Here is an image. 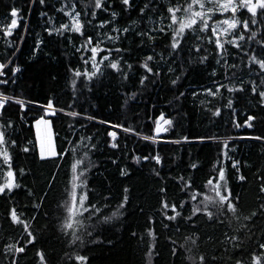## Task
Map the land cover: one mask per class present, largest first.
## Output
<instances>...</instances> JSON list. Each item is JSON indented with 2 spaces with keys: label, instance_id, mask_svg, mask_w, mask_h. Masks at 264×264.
Listing matches in <instances>:
<instances>
[{
  "label": "trees",
  "instance_id": "obj_1",
  "mask_svg": "<svg viewBox=\"0 0 264 264\" xmlns=\"http://www.w3.org/2000/svg\"><path fill=\"white\" fill-rule=\"evenodd\" d=\"M146 2L147 0H130L131 7L125 10L121 0H105L108 10L97 9L98 16L95 19L88 11L85 27L82 29L85 37H81L73 31L65 30H61L62 34L56 31L49 34L46 29H59L61 23L71 26L70 17L75 15V11H86L82 0H44L43 4L40 0H0V63L6 65L4 69H0L4 72L0 80L8 81L0 84V93L24 102L23 110L19 104L7 102L0 119V123L11 120L14 124L10 129L9 140L16 141V146L11 147L10 152L15 182L19 185L11 192L0 194V264H11L12 255L18 258L19 264H39L37 250L43 251L51 264H76L74 260H69V256L75 252L88 257L86 264H146L147 245L150 242L159 252V258L152 257L153 264H199L198 257L202 253L207 258L206 264H235L237 259L244 264H253V252L260 255L264 251L255 243L259 238L264 216L256 219L257 227L252 232L235 233L240 223H244L243 216L258 207L257 198L264 200V194L259 192L260 181L255 179L257 169H264V142L250 138L264 135V106L257 105L258 96L251 93V85L247 86L246 92L230 93L227 88H222L215 97L204 92L205 88L215 90L216 83L231 87L241 77L249 79L248 67L253 69L251 79L259 84L260 78L255 75L256 66L248 64L246 56L243 60L229 56V64L248 65L242 70H235L233 77L232 69L226 73L223 64L217 65L215 45L213 43L209 46L207 41H204V46L208 48L209 59L200 64L199 58L205 53H197L194 48L195 44L200 43L195 39L199 30L197 33H187L189 39L175 57L163 52L164 46L168 44L163 34L157 35L154 42H149L145 37L142 44L136 32L152 27L154 23L159 24L161 13L167 15L168 0H157L155 9L150 8L146 10L147 14L142 15L139 10ZM172 2L175 3L176 0ZM180 2L183 3L184 0ZM73 4L77 6L75 10L72 8ZM13 7L20 10L16 17L18 24L11 30V35L5 37L4 30L11 23L10 12ZM112 12L117 13L115 21H112ZM225 15L231 17L232 13ZM236 15L243 20L251 14L242 9ZM149 16L152 17L151 20ZM216 18L224 17L217 13ZM81 19L84 20L83 15ZM101 20L112 23L100 29L98 25ZM132 21L136 23L132 24ZM169 22L164 21L165 24ZM112 27H130V31L124 33L122 39L114 42L104 40L102 44L103 49H123L119 54L113 51L112 58H119L125 63L120 66L119 73L102 63L103 72L90 82H85L82 77L75 78L77 95L74 97L73 86L70 84L73 77L69 69L80 68L82 71L87 67L93 70L91 63H83L76 48L87 35L95 37L102 32L119 35L111 32ZM257 30L259 39L260 34L264 33V26H251L250 31ZM208 34H211L210 31ZM38 39L41 43L37 47ZM101 39H104L103 36ZM226 47L230 52H236L231 45ZM244 47L258 53L260 46L254 41H245ZM153 52L163 53L166 57L162 60L160 55H156L151 62L154 70L159 65L162 74L159 77L150 75L146 84L141 86L140 76L145 74V70L140 67L141 61ZM101 54L109 55L107 51L98 53V56ZM251 54L253 52H249ZM84 56L90 57L91 52L85 51ZM190 58L193 63H189ZM128 64L132 65L131 69L127 67ZM169 64L175 68V74L168 72ZM12 67H18L19 71L13 74ZM181 68L184 69L181 79L176 85H172L170 80L180 74ZM213 69H216L215 76L212 75ZM123 73H127V79ZM225 75L229 78L225 79ZM132 92L137 95L125 104L126 94ZM180 93L184 95L181 96ZM229 98L233 100L231 108L226 107ZM49 99L53 100L55 108L64 109V112L55 117H46L52 122L54 144L63 143L64 147L71 148L64 138L69 133L68 125L77 122L79 126L76 134L72 135L74 141H79L81 136L93 137L91 141H81V144L88 145V149L79 147L77 157L84 158L85 166L90 163L86 174V190L93 203L102 205L101 214H97L101 222L95 216L89 220L85 214L79 226L73 224L72 229L64 227L69 215L65 204L71 205L68 193L72 191L73 156L68 152L65 153L67 159L41 161L34 129L35 120L45 115L43 105H47ZM217 108L220 113L213 115ZM68 111H77L80 115L70 117L65 114ZM161 112L172 124L164 125L161 121L162 127L167 130L156 133L155 119ZM248 115L256 117L252 128L244 125ZM86 116H94L96 119L88 120ZM102 120L122 124L134 131L125 132L121 127L100 123ZM236 124L240 127H236ZM109 131L115 132V137H109ZM145 136L151 139H144ZM183 137L188 139L184 140ZM198 137H218L219 140H200ZM224 140L228 142L226 149L222 143ZM111 143H116L117 147L112 148ZM92 145L95 147L92 148ZM26 146L31 149L28 153L22 151ZM224 151L228 152L231 159L223 155ZM156 155L160 157L159 164L153 159H143ZM133 156L137 160L134 161ZM232 159L241 162V172L247 178L245 182L236 179ZM113 160L116 161L115 164ZM57 163L60 164L59 168L55 167ZM191 164H196L197 167L192 168ZM214 164L217 165L215 169ZM219 166L225 167L231 188L240 193L237 212L239 223L230 213L221 217L223 224L209 222L203 213H198L193 218L195 224L185 222L184 217L191 214L197 201L189 199L190 191L181 190V179L204 191V183L210 176L218 178ZM3 167L0 160V168ZM21 168L24 169L23 175L20 174ZM121 169L125 170L126 175H120ZM52 172L56 176L54 184L49 186L46 181L53 179L50 175ZM0 182H3L2 171ZM76 183L79 184V181ZM49 187L43 207L35 209L33 205L42 194L41 190ZM124 187L129 189V202L124 216L103 223V216L110 215L124 195ZM161 188L165 189L163 193ZM28 189H32L35 195L30 196ZM82 190L80 187L76 189L77 192ZM106 196L110 198L107 207H103V198ZM202 199L203 197H198V200ZM162 201L176 204L181 216L174 221L164 219L161 213ZM181 201H186L182 209L179 207ZM13 208L17 210L20 219L29 224L37 239L33 245L27 246L24 253L6 254L4 244H23L26 236L23 224L14 225L11 222L9 212ZM168 214H172L170 209ZM33 215L36 216L34 222ZM149 217H152L151 221ZM164 224L169 227L166 229ZM148 228L155 233L154 240L147 235ZM83 229L92 232L91 239L95 243H86L84 247L69 244L73 230L83 239H88ZM225 231L239 235V249L233 250L231 244L221 243ZM132 232L137 234L135 238L131 236ZM193 234L195 244L191 243ZM185 237L190 239L185 240ZM173 240L175 245L171 242ZM181 245L184 247H180ZM173 246L178 249L175 256L172 255ZM213 256L216 257L215 260L212 259ZM261 264H264V256H261Z\"/></svg>",
  "mask_w": 264,
  "mask_h": 264
},
{
  "label": "snow or ice",
  "instance_id": "obj_2",
  "mask_svg": "<svg viewBox=\"0 0 264 264\" xmlns=\"http://www.w3.org/2000/svg\"><path fill=\"white\" fill-rule=\"evenodd\" d=\"M40 2L43 4L44 0H40ZM156 2L157 0H147L144 6L140 8V13L142 15L147 14L146 10L150 8L155 9ZM82 4L86 11H84L83 13L81 11H75V15L70 17L72 21L71 26L61 23L59 29H46V31H49V34H51L52 31H56L61 34V30L73 31L79 34L81 37H85V33L82 29L85 27L84 21L87 20L88 11L91 12L92 18L95 19L98 16L97 9H103L104 11H107L108 9L105 6V0H82ZM121 4L125 7V10L131 7L130 0H121ZM76 7V4H73V10H75ZM197 8L199 10H197ZM242 9H246L247 13L251 14L250 17H247L243 20L239 19L236 14ZM19 11L20 10L15 7L11 9L10 15L12 17V20L11 23L8 24L6 29L4 30L5 37L10 36L11 30L17 27L18 21L16 17ZM166 12L167 15H164L163 13L160 14L161 22L159 24L154 23L152 27L146 28L143 31L136 32V35L141 38L142 44L144 42L145 37L149 42H154L157 35L163 34L164 38L168 40V44L164 46L163 52H166L168 56L175 57L184 48V42L189 39L187 33H197V30H199V34L195 36V39L197 41H200V43L195 44L194 48L197 53H199L200 51H203L205 53L199 58L200 64H204L209 59L208 48L204 46V41H207V44L209 46L214 43L216 63L217 65L223 64L225 66L226 73L229 69H232L233 77H235V70H242L243 68L248 67V65L244 63L229 64V56L240 57L241 60H243V57L246 56L248 64L256 66L257 71L255 72V75L259 76L260 78L259 84H257L253 79H251L253 69L251 67H248L249 79L245 80L241 77L238 79V83H235L231 87L226 84L216 83L215 90H213L212 88H205L204 92L209 96L215 97L218 93L221 92L222 88H227L230 93L236 91L246 92L248 91L247 86L251 85V93L255 96H258L257 105L264 106V33H261L260 38L257 39L258 30L250 31L252 25L260 24L261 26H264V0H184L183 3H181L180 0H176L175 3H173L172 0H168ZM228 12L232 13L231 17H227L225 15ZM181 13H183V15H181ZM217 13H219L224 18L217 19ZM65 15H67V13H65ZM82 15L84 17V20L81 19ZM111 16L112 21H115L117 13L112 12ZM151 19L152 17L149 16V20ZM165 20H169L170 22L165 24ZM112 21L101 20L100 24L98 25V28L103 29L105 25L111 24ZM87 23L90 24L92 23V21H87ZM131 23L135 24L136 22L132 21ZM129 31L130 27H112L111 32L119 33V35H108L107 32H102L100 35H97L95 37H93L92 35L86 36L83 43L76 48V51L80 53L82 61L85 65L91 63L93 70H89L87 67H85L82 71L80 68L69 69L73 77L70 81V84L73 86L74 97L77 95L75 91L77 81L75 78L82 77L85 82L92 81L93 78L97 77L103 72V68L101 67L102 63L105 65V67L111 68L113 71H116L118 73L120 72V66L125 63V61L119 58H112V53L114 51L115 53L119 54L121 51H123V49H103L102 44L104 40L114 42L118 39H122L123 34L128 33ZM209 31L211 33L210 35L208 34ZM249 32L250 35L248 34ZM101 36H103V40L101 39ZM245 41H254L257 45L260 46L259 52L257 53L256 50L245 48ZM40 43L41 41L38 39L36 41L37 47L40 45ZM226 45H231L232 48L236 49V52H230ZM152 46L153 48H155L154 43ZM85 51H90L91 56H84ZM104 51H107L109 55L101 54L98 56V53H102ZM189 51L191 55V49ZM33 52H35V49H33ZM249 52H253V54L249 55ZM13 55L15 54L13 53ZM156 55H160L162 60L166 59L163 53L157 54L153 52V54L147 55L141 61L140 67L145 70V74L140 76L139 83L141 86H144L146 84V82L149 80L150 75L159 77L162 74L159 65H157L155 70L151 66V62L155 59ZM174 62L175 61L173 60V63ZM193 62L194 61L190 58L189 63ZM5 67L6 65L4 63H0V69H4ZM127 67L131 69L132 65L128 64ZM11 71L13 74H15L19 71V68L12 67ZM183 71L184 69L181 68L180 74L176 75L175 79L170 80V83L172 85H176L177 81L181 79ZM168 72L175 74V68H173L171 64L168 65ZM3 75L4 72L0 71V76ZM212 75H216V69H213ZM123 76L125 79H127V73H123ZM228 78L229 77L225 75V79ZM7 82L8 81L6 80H0V84H6ZM85 87H87V83H85ZM136 95V92L126 94L125 104H127V101L129 99L134 98ZM180 95L182 96L184 95V93H180ZM193 95L196 94L193 93ZM178 98L179 97H177V99ZM9 101L19 104L21 110H23L24 108V102L22 100L14 96H5L3 93H0V119H2L3 110L5 108L6 103ZM232 105L233 100L232 98H229L226 107L231 108ZM43 107L45 110V115L35 120V125L37 126L39 157L41 161L67 159L65 153L68 152H71L73 156V161L71 163V169L73 172L72 191L68 193L71 199V205L69 206L68 204H65V208L69 215L65 221L64 227L72 229L73 224L79 226L81 223V219L85 218V214H87V219L91 220L92 217L95 216L97 218V221L101 222L100 216H98L97 214H101L102 205L99 203H93L92 199L90 198V193L86 190V174L88 172V167L90 166V163L88 166H85L83 163L84 158L77 157L79 147H84L85 149H88V145L81 144V141H84L85 139L91 141L93 137L81 136L79 141H74L72 139V135L76 134L77 127L79 126L77 122L76 124L68 125L69 133H67L64 138L67 144L72 146L71 148L64 147L63 143L60 145L54 144L51 129L52 122L46 117H55L59 113L64 112V109L55 108L52 99H49L47 105H43ZM69 107L71 108L72 105H69ZM219 113L220 109L217 108L213 115H218ZM65 114L70 117H78L80 115V113H78L77 111H68ZM85 118L88 120L96 119V117L94 116H86ZM21 119H23V117H21ZM255 119V116L248 115L247 119L244 121V125L249 128H252L254 126L252 122ZM161 121L164 125L171 126L172 124V121L170 119H165L164 113L161 112L160 115L157 116L155 119L154 131L156 133H160L167 130L166 128L162 127ZM99 122L103 124H110L112 127H121L125 132L134 131L132 128L124 127L122 124H113L110 120H102ZM41 125L45 127V135L43 138H40L39 135ZM13 127L14 124L11 120H7L6 122L0 123V160H2V164L4 166L3 168H0V171L3 172V182H0V194L11 192L14 188L19 187V185L15 182L14 170L12 167V156L10 152V148L16 146V141L14 139L9 140L10 129H12ZM236 127H240V125L236 124ZM115 135V132H108L109 137H115ZM250 138L264 142V135H257ZM144 139H151V137L145 136ZM183 139L187 140L188 138L183 137ZM198 139L219 140L218 137H198ZM175 142L179 143V141ZM222 143L224 148L226 149L228 147L227 140L222 141ZM110 146L112 148H116L117 144L111 143ZM94 147L95 145H92V148ZM22 151L28 153L29 151H31V149L26 146L22 149ZM87 155L88 152L86 151L85 156ZM223 155L226 158L231 159V157L228 156L227 151H224ZM143 159H153L156 161L157 164L160 163L159 155L152 157H143ZM133 160H137V157L133 156ZM112 162L114 164L116 163L115 160H113ZM190 166L192 168L197 167L196 164H191ZM55 167L59 168L60 164H55ZM82 167L83 171H81ZM216 167L217 165L214 164L213 168L215 169ZM232 167L235 169L236 179L240 182H245L247 178L241 172V162L239 160L232 159ZM5 168L6 170H4ZM20 174H24L23 168L20 169ZM50 175L53 177V179L46 181L49 186L54 184V178L56 176V173L52 172L50 173ZM120 175H126L124 169H121ZM255 179L257 181H260L259 192L261 194H264V169H257ZM76 181H79V184H77ZM181 184L183 185L181 189L182 191L191 192L189 199L191 201H197V203L193 205L191 214L187 217H184L185 222L195 224L193 218L196 217L198 213H203V215L208 218L209 222L215 221L217 224H223L224 220H222L221 217H224L226 216V214L230 213L232 217L236 219V221L239 223L240 217L237 215V212L240 204V193L235 192L231 188L229 181L226 177V170L224 166H219L218 178L210 176L205 181L204 191H200L199 189L194 188L191 182L185 183L183 179H181ZM78 187L83 190L77 192L76 189ZM41 191L42 194L38 197L37 202L33 205L35 209H40L43 207V203L47 198V192L50 191V187L47 189H42ZM160 191L163 193L165 189L161 188ZM128 192L129 189L127 187H124V195L122 196L118 205L112 211V213L108 216H103V223H108L114 218L124 216V212L126 211V205L129 202ZM28 193L30 196L35 195L32 189H28ZM198 197H203V199L198 200ZM109 198L110 197L107 196L103 198V207H107V201L109 200ZM257 199L259 201L258 207L252 210L248 215L243 216L244 223H240V226L238 229L235 230V233H239L240 231L252 232L254 229H256V219L264 216V200H261L259 197ZM185 205L186 201H181L179 207L182 209L183 207H185ZM169 209L171 210V215L168 214ZM212 209H215V211H213ZM161 213L164 219L168 221L177 220V218L181 216V212L177 210V205L174 203L169 204L167 201L161 202ZM9 216L11 222L14 225H24L26 236L24 238L23 244H4V251L6 254L24 253L27 246L33 245L37 237L34 232L30 230L29 224L25 223L23 220L20 219V216L18 215L17 210L15 208L10 210ZM45 216H47V213H45ZM35 219L36 216L33 215L32 221L34 222ZM151 220L152 217H149V221ZM230 223L231 221H229V224ZM163 226L166 229L169 227L168 224H164ZM260 228L261 231L259 233V238L257 241H255V243L260 250H264V223L260 225ZM83 231L88 237L87 240L83 239L81 235L77 234L76 231L73 230L71 233L72 238L68 241V243L74 246L78 245L79 247H84L86 243H95V241L91 239L92 232H88L86 229H83ZM177 231H179V229H177ZM235 233L229 234L227 231H225L223 233V240L221 241V243L227 242L232 245L233 250L239 249L241 247V244L239 242L240 237L238 234ZM136 235L137 234L135 232L131 233V236L133 238H135ZM147 235L153 238V240L155 239V233L151 228L147 229ZM169 239L171 240V238ZM189 239V237H185V240ZM249 239H251V237H249ZM171 242L173 245H175L174 240ZM109 243H111V241H109ZM191 243H196L195 234H193V237L191 238ZM180 247H184V245H181ZM147 249L148 259L146 264H153L152 257L155 256L156 258H159V252L154 249L153 244L151 242L147 245ZM177 251L178 249L173 246L172 255L175 256ZM36 256L39 257V264H51V261L46 257L43 251L37 250ZM261 256H264V251H262L260 255H257L255 252H253V264H261ZM206 259L207 258L203 253L200 254V256L198 257L199 264H206ZM212 259L215 260L216 257L213 256ZM229 259L231 258L229 257ZM69 260H74L76 264H86L88 257L80 254L79 252H75L74 254L69 256ZM11 264H19L18 258L15 255H12L11 257ZM235 264H244V262L240 259H237L235 260Z\"/></svg>",
  "mask_w": 264,
  "mask_h": 264
},
{
  "label": "rangeland",
  "instance_id": "obj_3",
  "mask_svg": "<svg viewBox=\"0 0 264 264\" xmlns=\"http://www.w3.org/2000/svg\"><path fill=\"white\" fill-rule=\"evenodd\" d=\"M197 10H199L198 8H197ZM181 15H183V13H181ZM43 125H41L40 126V129H41V127H42ZM163 126V125H162ZM34 129H35V134H36V137H37V126L34 124ZM161 133V132H160ZM39 135H40V138H43L44 137V135H45V127H43L41 130H40V133H39ZM52 138H53V135H52ZM54 142V141H53ZM37 143H38V139H37ZM38 151H39V145H38Z\"/></svg>",
  "mask_w": 264,
  "mask_h": 264
}]
</instances>
